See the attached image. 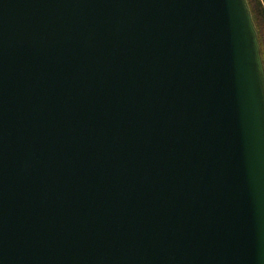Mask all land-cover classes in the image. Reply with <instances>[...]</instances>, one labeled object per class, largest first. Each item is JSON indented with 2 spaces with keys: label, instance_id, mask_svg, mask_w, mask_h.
<instances>
[{
  "label": "water",
  "instance_id": "water-1",
  "mask_svg": "<svg viewBox=\"0 0 264 264\" xmlns=\"http://www.w3.org/2000/svg\"><path fill=\"white\" fill-rule=\"evenodd\" d=\"M0 264H264L249 0H0Z\"/></svg>",
  "mask_w": 264,
  "mask_h": 264
},
{
  "label": "trees",
  "instance_id": "trees-1",
  "mask_svg": "<svg viewBox=\"0 0 264 264\" xmlns=\"http://www.w3.org/2000/svg\"><path fill=\"white\" fill-rule=\"evenodd\" d=\"M251 5L254 18L259 30L260 40L262 44V49L264 53V27H263V19H264V6L262 5L261 1H257L256 3L253 0H249Z\"/></svg>",
  "mask_w": 264,
  "mask_h": 264
},
{
  "label": "rangeland",
  "instance_id": "rangeland-1",
  "mask_svg": "<svg viewBox=\"0 0 264 264\" xmlns=\"http://www.w3.org/2000/svg\"><path fill=\"white\" fill-rule=\"evenodd\" d=\"M255 3L257 2V1H261L262 2V5L264 6V0H253ZM263 27H264V19H263Z\"/></svg>",
  "mask_w": 264,
  "mask_h": 264
}]
</instances>
